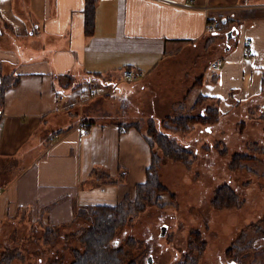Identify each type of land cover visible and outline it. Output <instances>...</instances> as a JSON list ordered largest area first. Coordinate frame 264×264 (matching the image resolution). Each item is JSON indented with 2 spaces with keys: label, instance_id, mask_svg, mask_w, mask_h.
<instances>
[{
  "label": "crops",
  "instance_id": "crops-1",
  "mask_svg": "<svg viewBox=\"0 0 264 264\" xmlns=\"http://www.w3.org/2000/svg\"><path fill=\"white\" fill-rule=\"evenodd\" d=\"M84 2L0 0V82L17 79L0 108V227L24 219L28 203L45 224L58 225L79 207L119 202L145 180L151 148L144 131L71 116L87 88L117 85L119 98L137 93L141 108L158 118L201 94L220 97L227 114L262 90L264 0H94L90 33ZM209 15L223 18L213 31ZM189 55L197 73L181 67L164 88L150 79ZM124 68L140 78L124 79ZM123 171L124 179L110 182Z\"/></svg>",
  "mask_w": 264,
  "mask_h": 264
},
{
  "label": "rangeland",
  "instance_id": "rangeland-1",
  "mask_svg": "<svg viewBox=\"0 0 264 264\" xmlns=\"http://www.w3.org/2000/svg\"><path fill=\"white\" fill-rule=\"evenodd\" d=\"M190 58V55L187 59L181 57L174 67L170 66L167 75L163 69L159 76L151 75L150 79L164 88L163 84L170 86L173 79L179 78L173 73L181 67L189 74L192 73L190 69L196 73V66L191 67L188 62H192ZM108 86V92L100 85L93 86L94 95L73 107L71 116L81 115L86 121L92 119L105 123L135 121L140 131L146 133L150 119L146 110L149 108H141L137 93L132 98H124L121 93L122 98H119L112 95L118 86ZM88 93L89 88L84 96ZM148 93L145 97L151 96L152 93ZM199 101L191 108L195 101L187 99L182 112L172 113L196 114L208 103L207 100ZM163 117L153 118L160 121ZM220 118L221 121L211 127L195 123L190 131L170 130L177 141L191 151L189 166L169 158L160 148L153 146L159 156V179L169 191L161 194V206L148 205L115 231L112 241L116 239L117 245L126 253L122 264L130 260L138 264H176L188 252L192 229L200 230L204 241L195 264H264V85L254 100L227 114L221 110ZM216 146H219L218 150ZM234 153H247L254 159L244 160L242 167L232 169L230 162ZM222 184H228L236 191L241 201L239 205L222 209L212 206L214 190ZM34 209L35 206L28 203V214L20 222L15 221L17 227L12 222L0 227V253L2 248L18 247L25 255V262L15 260L13 264H40L48 257L49 251L42 249L50 247V244L43 243L46 220ZM65 220L57 222L58 236L52 247L64 248L68 252L75 242V237L69 235L90 220L76 214ZM13 229H16L15 233ZM129 238L134 240L133 244ZM6 241L8 243L4 245ZM150 258L151 262L148 261Z\"/></svg>",
  "mask_w": 264,
  "mask_h": 264
},
{
  "label": "trees",
  "instance_id": "trees-1",
  "mask_svg": "<svg viewBox=\"0 0 264 264\" xmlns=\"http://www.w3.org/2000/svg\"><path fill=\"white\" fill-rule=\"evenodd\" d=\"M85 12L86 32L90 33L93 30L94 23V0H85ZM221 23L222 21L219 24ZM199 81L200 79H197L195 85ZM16 82L17 79L11 76H4L2 78L0 82V108L4 102L5 90ZM263 85L264 68L262 72V86ZM186 97L175 104L173 107L174 113L177 110L183 111V106L185 107V103H187ZM220 99V97L201 94L196 98L191 108H194L199 100H212V102L207 103L199 113L184 115H174V113H172L165 115L160 121L159 119L155 121L153 117H150L147 123V131L146 133L144 132V137L151 148V161L146 169L145 180L136 183L133 192L126 193L123 198L115 204L102 203L79 207L75 214L78 216L84 215L86 219L89 217L90 221L81 224L71 233L72 236L69 235L70 237H75V242L70 246L68 252H66L64 248L56 249L52 247V244L54 246L56 242L55 238L58 236L59 225L45 224V228H43V243L48 246L50 244V247L49 249L47 246L46 248H42L49 251V254L47 259L40 264H122V260L126 253L122 247L117 245L116 239L112 241L115 231L119 227L124 226L148 205L157 204L161 206L159 203L162 198L161 194L169 191L167 186L159 179V156L154 152L153 146L156 145L169 158L179 160L189 166L191 163L189 158L191 151L188 150V147L182 146L170 130L190 131L195 123H202L207 127L213 126L221 117V109L219 106ZM126 126H136L140 130L135 121L129 122ZM252 157L253 156L247 153H234L230 162V167L232 169L239 166L242 167L243 161L251 159ZM124 178L125 171H123V173L121 172L119 178L115 180L110 178V182H119ZM240 202L238 194L228 184L217 186L214 190V196L211 199V204L215 209L237 206ZM163 204L164 203H162V205ZM190 235L191 239L188 243V252L185 253L183 259L176 264H195L198 254L203 250L204 241L202 232L197 229H192ZM133 241L132 238H129L131 244H133ZM1 252L0 264H13L15 260L25 262V255L18 247L4 248ZM127 264L138 263L130 260Z\"/></svg>",
  "mask_w": 264,
  "mask_h": 264
},
{
  "label": "built area",
  "instance_id": "built-area-1",
  "mask_svg": "<svg viewBox=\"0 0 264 264\" xmlns=\"http://www.w3.org/2000/svg\"><path fill=\"white\" fill-rule=\"evenodd\" d=\"M193 0H190V2H192ZM222 21L220 16L217 15H209L207 17V23H206V30L207 31H213L216 29V27L218 26V24ZM246 45L250 44V39H246ZM245 54H248L247 50H244ZM224 64V60L221 58L215 59L211 62V67L213 69H218L219 67H221ZM123 74V78L126 80H136L138 78H140L141 73L139 71H136L135 69L132 68H124L122 71ZM92 94H94V89H91L90 92L88 93V95L86 97H82L85 98V100H87L88 98H90L92 96ZM60 100H63L64 97L61 96ZM84 99L82 100L85 101ZM83 131H86V128L83 127ZM1 191V188H0Z\"/></svg>",
  "mask_w": 264,
  "mask_h": 264
},
{
  "label": "bare ground",
  "instance_id": "bare-ground-1",
  "mask_svg": "<svg viewBox=\"0 0 264 264\" xmlns=\"http://www.w3.org/2000/svg\"><path fill=\"white\" fill-rule=\"evenodd\" d=\"M84 1H85V0H84ZM84 4H85V2H84ZM96 4H97V3H96ZM94 6H95V5H94ZM222 19H223V18H222ZM94 22H95V21H94ZM218 25H219V24H218ZM220 26H222V25H220ZM218 28H219V27H218ZM206 32H207V31H206ZM207 34H208V33H207ZM250 42H251V41H250ZM206 43H207V42H206ZM209 43H210V42H209ZM212 43H213V42H211V44H209V46L212 45ZM207 44H208V43H207ZM207 46H208V45H207ZM205 47H206V46H205ZM191 54H192V53H191ZM194 55H195V54H194ZM244 55H245V54H244ZM192 57H193V56H192ZM192 57H191V58H192ZM223 58H224V57H223ZM223 58L221 57V59H223ZM217 59H218V58H217ZM194 60H196V59H194ZM184 61H185V60H184ZM188 62H191V61L189 60ZM192 62H193V61H192ZM190 65H191V64H190ZM193 65H195V64H193ZM182 66H183V64H182ZM186 66H188V65H186ZM193 67H194V66H193ZM183 68H184V67H183ZM196 68H198L197 65H196ZM196 68H194V69L196 70ZM191 70H192V69H191ZM194 73H195V72H194ZM196 73H197V71H196ZM194 75H195V74H194ZM186 78H187V76H186ZM200 79H201V78H200ZM91 80H92V79H91ZM189 80H190V79H189ZM195 80H196V79H195ZM190 81H191V80H190ZM99 82H100V81H99ZM191 82H192V81H191ZM191 82H190V83H191ZM86 83H88V82H86ZM190 83H189V84H190ZM82 84L84 85V83H82ZM97 84H98V83H97ZM85 85H87V84H85ZM98 85H99V84H98ZM100 85H101V84H100ZM198 85H199V84H198ZM198 85H197L196 88H199L200 85H199V86H198ZM93 86H95V85H93ZM194 86H195V85H194ZM96 89H97V88H96ZM188 89H189V88H188ZM191 89H192V88H191ZM89 92H90V88H89ZM192 93H193V92H192ZM93 95H94V94H93ZM93 95H92V96H93ZM218 98H219V97H218ZM231 99H233V97H232ZM197 101H198V100H197ZM217 101H219V100H217ZM199 102H200V101H199ZM202 102H203V101H202ZM199 104H200V103H199ZM214 104H215V103H214ZM216 104H217V103H216ZM241 104H242V103H241ZM197 105H198V104H197ZM210 106H211V105H210ZM208 107H209V106H208ZM218 107H219V106H218ZM207 109H208V108H207ZM249 110H250V109H249ZM248 112H249V111H248ZM257 112H258V111H257ZM257 112H256V113H257ZM198 113H199V112H198ZM219 113H220V112H219ZM253 113H255V112H253ZM249 115H250V114H249ZM252 115H254V114H252ZM256 115H258V114H256ZM254 116H255V115H254ZM219 117H220V115H219ZM252 117H253V116H252ZM241 118H242V117H241ZM257 118H258V117H257ZM220 119H221V118H220ZM247 119H248V118H247ZM247 119H246V120H247ZM260 119H261V118H260ZM242 120H243V119H242ZM248 120H249V119H248ZM220 121H221V120H220ZM250 121H251V120H250ZM244 122H245V121H244ZM219 123H220V122H219ZM241 131H242V130H241ZM220 138H221V137H220ZM218 142H219V141H217V143H218ZM219 144H220V143H219ZM248 146H249V145H248ZM252 146H255V145H252ZM256 146H257V144H256ZM216 147H217V150H218L219 146H216ZM249 149H250V148H249ZM252 149H253V148H252ZM225 150H226V149H225ZM225 150H223V151H225ZM257 150L259 151V149H257ZM257 150H255V151H257ZM208 151H209V150H208ZM209 152H211V151H209ZM219 153H220V152H219ZM255 153H257V152H255ZM260 153H262V152H260ZM222 154H224V152H222ZM222 154H221V155H222ZM253 159H254V157H253ZM255 159H256V158H255ZM257 162H258V161H257ZM241 231H243V230H241Z\"/></svg>",
  "mask_w": 264,
  "mask_h": 264
},
{
  "label": "water",
  "instance_id": "water-1",
  "mask_svg": "<svg viewBox=\"0 0 264 264\" xmlns=\"http://www.w3.org/2000/svg\"><path fill=\"white\" fill-rule=\"evenodd\" d=\"M164 225H162V231H163V229H164V227H163ZM149 262H151V258L148 260ZM233 264H234V262H233Z\"/></svg>",
  "mask_w": 264,
  "mask_h": 264
}]
</instances>
